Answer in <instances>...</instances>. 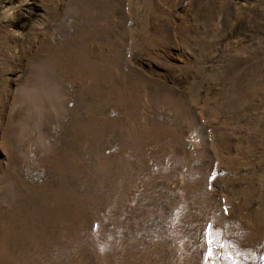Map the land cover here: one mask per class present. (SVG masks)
Returning a JSON list of instances; mask_svg holds the SVG:
<instances>
[{"label": "rangeland", "instance_id": "rangeland-1", "mask_svg": "<svg viewBox=\"0 0 264 264\" xmlns=\"http://www.w3.org/2000/svg\"><path fill=\"white\" fill-rule=\"evenodd\" d=\"M0 264H264V0H0Z\"/></svg>", "mask_w": 264, "mask_h": 264}, {"label": "snow or ice", "instance_id": "snow-or-ice-1", "mask_svg": "<svg viewBox=\"0 0 264 264\" xmlns=\"http://www.w3.org/2000/svg\"><path fill=\"white\" fill-rule=\"evenodd\" d=\"M213 229H212V226L210 225L207 229H206V241L208 244H213L215 241H214V238H213ZM221 247H223V245H221ZM213 253H212V249L209 248L208 249V255L211 256Z\"/></svg>", "mask_w": 264, "mask_h": 264}]
</instances>
